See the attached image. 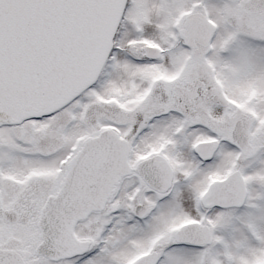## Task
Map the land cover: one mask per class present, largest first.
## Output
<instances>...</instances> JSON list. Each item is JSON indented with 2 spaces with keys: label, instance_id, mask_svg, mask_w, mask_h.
I'll return each instance as SVG.
<instances>
[{
  "label": "snow or ice",
  "instance_id": "obj_1",
  "mask_svg": "<svg viewBox=\"0 0 264 264\" xmlns=\"http://www.w3.org/2000/svg\"><path fill=\"white\" fill-rule=\"evenodd\" d=\"M0 264H264V0H0Z\"/></svg>",
  "mask_w": 264,
  "mask_h": 264
}]
</instances>
